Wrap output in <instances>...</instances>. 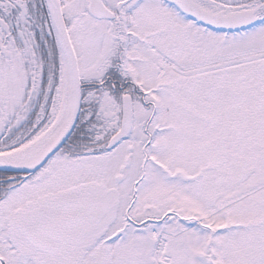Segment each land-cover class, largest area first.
Segmentation results:
<instances>
[{"label":"snow or ice","instance_id":"1","mask_svg":"<svg viewBox=\"0 0 264 264\" xmlns=\"http://www.w3.org/2000/svg\"><path fill=\"white\" fill-rule=\"evenodd\" d=\"M0 264H264V0H0Z\"/></svg>","mask_w":264,"mask_h":264}]
</instances>
